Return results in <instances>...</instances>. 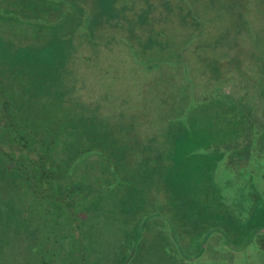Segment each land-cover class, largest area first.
<instances>
[{"label": "rangeland", "instance_id": "1", "mask_svg": "<svg viewBox=\"0 0 264 264\" xmlns=\"http://www.w3.org/2000/svg\"><path fill=\"white\" fill-rule=\"evenodd\" d=\"M111 1L0 0V264H123L134 243L128 264H264V102L218 159L176 148L169 124L234 72L254 101L264 94L247 78L264 0ZM127 2L157 20L134 31ZM138 32L154 42L142 48ZM222 58L229 79L206 83ZM217 107L188 118L205 141ZM181 190L214 200L201 222Z\"/></svg>", "mask_w": 264, "mask_h": 264}, {"label": "crops", "instance_id": "2", "mask_svg": "<svg viewBox=\"0 0 264 264\" xmlns=\"http://www.w3.org/2000/svg\"><path fill=\"white\" fill-rule=\"evenodd\" d=\"M164 1H165V3H167V0H161L160 2H158L156 4L157 11L160 8L161 4H165ZM131 2L130 3L127 2L129 4V6L125 5L121 10L122 11H128V12L132 11V13H133L132 19H134V31H135L136 25H139V30L141 29L142 24H144V22H146L144 19H148L147 21H156L157 20L155 18V15H154V19H153V17H152L153 13H152V15H141V8L140 7H139V11H138L139 14L136 15L137 13L135 12V9H133V10L131 9ZM110 3H112L111 0H106V4L108 6ZM108 6L105 9L107 11V15H109V14L114 15L112 13L115 11L113 10L110 12L108 10ZM98 10L99 9H95V12L93 11V14L95 13L97 15H103L102 13H98L97 12ZM142 12L144 13L146 11L142 10ZM150 12L151 11H149V13ZM118 18H121L123 20H129V19H126L125 16H123V18H122V16H120V17L118 16ZM146 23H148V22H146ZM145 32H138L137 33L139 35L145 36V38H144L145 43L144 44H146L148 38L152 36V34H150V33L147 34ZM147 47H148V45L144 46V49H146ZM233 47H234V45L232 46V44H230V51L231 52H232ZM231 57H232V55H230V58ZM234 67H235V65H234ZM234 75H235V77H232L230 81L227 80V82L225 83L226 86L224 87L223 91L219 92V94L216 95V99H217L216 105H218L216 110H218V112H217L218 117L215 114L216 123H214L213 128L207 129L209 134L213 133L212 135L209 136V138H208L209 141H205V135H204V133H202L203 129L198 128L197 123L194 120H193V122H191L188 119V118H192V116H197V117L201 116L200 109H205V107H204V100H206L205 94L204 95H198V94L192 93L191 95L192 96L196 95L197 96L196 98L198 99L196 101L197 102L196 109H191V110L190 109H184L186 111L182 116H180L181 118L177 122V124H174L172 122V119L170 120L169 124L171 125V127L173 129V134L171 135V140H172L173 145L176 148L178 147V144H180L181 146H187V147L194 146V147H192V151H193L195 148L208 146V148H209L208 154L213 153V154H215V158L218 159V158H221L219 153L226 150V149H222V148H226L227 146L232 147V150L230 152V154H232V151H236L239 147L243 146V144L242 145L238 144V141L240 139L244 138L245 135L248 134V131H249L248 127H249V123H250L249 118L252 120L256 119L255 117H253L254 112H256V111L259 112L258 108L260 107V105L254 106V104L252 103L253 95H252L251 91L241 92L238 90V86H237L238 80L236 79V77L238 76V73L234 72ZM259 100H261V98H259ZM246 101H249L250 107H247L248 103ZM141 105H142V103H140L138 106H141ZM121 106H122V104H121ZM189 114H190V116H188ZM135 124L136 125L134 127H136L138 131H140L141 130V121H139L138 123H135ZM147 126H148L149 131H151V132L154 131L155 132L154 135L157 134V141H159V136L162 132V129L160 127H158V128L154 127L153 122L152 123L150 122V124H148ZM136 128H135V131H136ZM129 131L132 132V127L130 128ZM213 143H215V145H216L215 148H213L214 147ZM154 145L159 146L157 143H154ZM244 146H246V144H244ZM171 158L169 157V162H171ZM153 159L155 160V157ZM169 162H168V164H169ZM164 180H165V178H164ZM181 192L185 196H189L191 194L192 196L195 197V198H193V199H195V202L193 204H191V202L188 201V203L190 205H192V206L195 205L194 207L191 206V208H189V206H186L188 204H186L185 206L187 208H189L186 210L190 211L192 213L193 217L198 216L200 219V222H201L204 219L205 212H207L208 207H212V205L214 204V200H211L212 203L209 202L210 203L209 204L207 198H203L204 196L203 197L199 196V194H197L196 192L193 193L191 190H189V192L181 190ZM215 202H216V200H215ZM160 205L165 209V207L161 203H160ZM183 208H184V206H183ZM162 209H160V210L162 211ZM213 210H211V211H213ZM203 213H204V215H203ZM198 227H197V232H199ZM212 231H213V229L211 230V232ZM213 233L214 232H212V235H213ZM179 234H180V237L183 236L182 233L179 232ZM178 238H179V236H178Z\"/></svg>", "mask_w": 264, "mask_h": 264}, {"label": "trees", "instance_id": "3", "mask_svg": "<svg viewBox=\"0 0 264 264\" xmlns=\"http://www.w3.org/2000/svg\"><path fill=\"white\" fill-rule=\"evenodd\" d=\"M219 30H220V26H219ZM140 36V35H139ZM138 36V37H139ZM137 37V38H138ZM142 42L140 43L141 45H142V48L144 47V46H147V45H149L150 43H153L154 42V39H153V35L151 36V37H149L148 38V40H147V42H146V44H144L145 43V40H144V38H145V36H143L142 35ZM199 42H202V41H200L199 39H198V41L197 42H195V43H199ZM258 52H255L254 53V56H256V61L253 63V66H252V74H251V72H250V74H249V76L247 77V78H249L250 80H257L256 82L254 81V84L255 85H257L258 86V88H262V87H264V86H260L261 84L260 83H264V48H262V49H259V50H257ZM196 53H198V55L199 54H201L200 52H196ZM228 58H222L221 60H217V59H215L214 61H205L206 62V65H207V67L208 68H205L206 70H204V72H202V79L204 80V81H206V83L209 81H211L210 80V77L212 76V77H214L217 73H223V75L225 76V77H227L228 79H229V73L230 72H227V71H225L224 70V68H223V65H224V62H225V60H227ZM217 64H220L221 65V67H218V70L216 69L215 70V67H216V65ZM206 67V66H205ZM236 69V67H231L230 66V68L229 69ZM262 68V70H261V73H260V71H259V69H261ZM108 70V68L106 69V71ZM238 71V70H237ZM239 72V71H238ZM259 74H261V76H262V79L260 78H258L257 77V75H259ZM242 75L240 74V72H239V74H238V76L236 77V79L238 80V90L239 91H241V92H247V91H250V90H248V89H246L247 87L245 86V84H244V82H243V80H242ZM246 77V76H245ZM199 78H201V77H199ZM232 78V77H231ZM248 80V79H247ZM213 83L215 84V81H213ZM223 83H226V82H223ZM198 84H200L201 85V82H196V83H194L193 85L194 86H197ZM215 86H217L218 88H219V91L217 92V93H214L213 94V96H211V95H209V97H210V99H207V96H206V100H204V107L206 108V103H207V101H209V100H212L213 102H214V104H216V95L217 94H219V92H221V91H223V89H224V86H226V84H223V85H218V84H216ZM216 90V89H215ZM257 95H256V99H255V101H254V98H253V100H252V103L254 104V106H259V103H260V101L261 102H264V94L263 93H258V92H255ZM193 94H196V92L195 93H193ZM205 95H207V94H205ZM259 98H261V100H259ZM245 102V101H244ZM247 103H248V105H247V107H250V105H249V101H246ZM211 108V107H210ZM76 115V114H75ZM65 130H67L66 128H65ZM117 139H118V137H117ZM119 140V139H118ZM81 158L79 157V156H76V157H74L73 159H72V162H69V165H68V167L70 166V165H72L73 163L75 164L76 162H78L79 160H80ZM0 162H1V159H0ZM73 164V165H74Z\"/></svg>", "mask_w": 264, "mask_h": 264}, {"label": "water", "instance_id": "4", "mask_svg": "<svg viewBox=\"0 0 264 264\" xmlns=\"http://www.w3.org/2000/svg\"><path fill=\"white\" fill-rule=\"evenodd\" d=\"M135 252H136V243H134L133 251L131 252L129 257L126 259V261L123 264H128L130 260L133 258Z\"/></svg>", "mask_w": 264, "mask_h": 264}]
</instances>
